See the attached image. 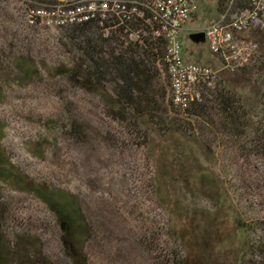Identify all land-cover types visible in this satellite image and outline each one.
Returning <instances> with one entry per match:
<instances>
[{"label":"rangeland","instance_id":"obj_1","mask_svg":"<svg viewBox=\"0 0 264 264\" xmlns=\"http://www.w3.org/2000/svg\"><path fill=\"white\" fill-rule=\"evenodd\" d=\"M46 1L0 0L1 237L38 253L36 264L242 262L264 234V30L247 32L253 58L227 69L205 39L189 36L218 17L217 0H197L178 35L182 53L217 70L241 121L230 128L217 111L184 114L161 67L154 125L117 117L111 89L90 81L65 47L66 27L29 19ZM206 98L217 104L214 90ZM59 189L86 217L77 257L50 198Z\"/></svg>","mask_w":264,"mask_h":264},{"label":"trees","instance_id":"obj_2","mask_svg":"<svg viewBox=\"0 0 264 264\" xmlns=\"http://www.w3.org/2000/svg\"><path fill=\"white\" fill-rule=\"evenodd\" d=\"M55 1L47 0L44 4H52ZM229 1L217 0V11H222ZM233 1L236 7L246 6L248 2V0ZM29 19L34 21L31 16ZM35 21L38 22L37 19ZM140 28L147 29L145 21L112 25L107 32L96 22L74 24L65 28L64 35L67 38L65 47L74 55L78 67L90 81L101 89H111L117 106L115 109L117 117L126 119L128 113L135 119L140 117L143 122L155 125L160 123L159 113L163 110L159 105L158 96H165V90L160 91L158 88L161 67L166 71L170 89L164 60L166 41L159 35H141L136 42L130 40L128 32ZM213 90L218 100L215 106L208 104L209 100L204 94L201 100L192 101L182 112L188 116L209 118L208 116L217 111L224 114L228 120L227 126L224 122L223 124L232 128L234 123L241 121L237 113V108H241V104H238V100L234 98H222L228 88L221 85V79L217 86L208 92ZM169 99L174 106L171 94ZM50 198L57 203L58 211H64L67 216L66 240L71 241V255L80 256L85 252V244L89 237V229L81 205L73 195L61 189L53 191ZM1 221L4 222L0 218ZM17 243L18 241L13 243L4 236L1 237L0 231V264H17L18 259L21 264H36V258L32 257L38 253L17 251L19 248ZM248 250L250 252H244L242 262L238 264H264V234L255 238L248 246ZM184 261L185 259L181 258L178 264H184Z\"/></svg>","mask_w":264,"mask_h":264},{"label":"built area","instance_id":"obj_3","mask_svg":"<svg viewBox=\"0 0 264 264\" xmlns=\"http://www.w3.org/2000/svg\"><path fill=\"white\" fill-rule=\"evenodd\" d=\"M196 8L197 0H56L30 9L29 17L49 28L96 22L106 32L112 25L145 21L147 29L129 31V39L136 42L141 35L165 39L171 100L185 110L192 101L201 100L214 89L219 79L212 66L187 61L182 53L178 35ZM217 15L203 30L205 40L225 68H243L258 47L247 32L264 30V0H248L242 7L234 6L230 0Z\"/></svg>","mask_w":264,"mask_h":264},{"label":"water","instance_id":"obj_4","mask_svg":"<svg viewBox=\"0 0 264 264\" xmlns=\"http://www.w3.org/2000/svg\"><path fill=\"white\" fill-rule=\"evenodd\" d=\"M190 38L194 39V40H203L204 39V32L203 31H195L190 33Z\"/></svg>","mask_w":264,"mask_h":264},{"label":"clouds","instance_id":"obj_5","mask_svg":"<svg viewBox=\"0 0 264 264\" xmlns=\"http://www.w3.org/2000/svg\"><path fill=\"white\" fill-rule=\"evenodd\" d=\"M204 39H205V37H204Z\"/></svg>","mask_w":264,"mask_h":264}]
</instances>
